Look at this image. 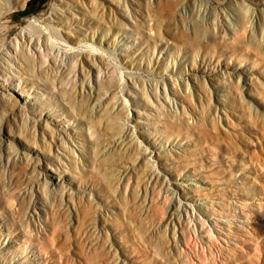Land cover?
Segmentation results:
<instances>
[{
  "label": "rangeland",
  "instance_id": "obj_1",
  "mask_svg": "<svg viewBox=\"0 0 264 264\" xmlns=\"http://www.w3.org/2000/svg\"><path fill=\"white\" fill-rule=\"evenodd\" d=\"M41 1L39 12L22 17L19 9L10 14L6 19L12 17L14 29L8 34L0 28V37L14 38L22 22L57 2L29 0L25 7ZM171 1L170 11L158 8L159 2ZM241 1H122L120 23L111 27L120 43L118 61L111 50L100 95L111 92L132 100L131 124L146 150L138 151L122 132L108 100L95 114L87 111L84 138L78 142L92 145L79 166L82 174L71 170L74 182L96 193L99 203L88 213L83 199L76 211L45 204L46 230H40L54 243L46 246L40 264H114L112 243L127 259L125 264H264V17L248 12ZM245 1L256 5L259 0ZM85 2L92 13L80 12L79 17L95 25L88 30L92 35L106 24L95 16L102 15L99 4ZM161 35L169 44L158 42ZM109 41L114 46L115 38ZM157 42L164 46L165 62L155 60ZM227 70L241 72L240 85L219 78ZM67 73L61 77L65 82ZM177 78L190 86H177ZM163 84L172 91L170 101ZM146 92L153 95L152 102ZM117 130L122 142L114 138ZM147 153L155 158L153 168L144 162ZM8 176L22 188L34 178L31 169ZM54 199L59 198L50 196ZM192 203L207 205L197 235L184 217ZM105 211L110 214L103 217ZM209 218L215 221L212 228ZM21 245L26 252L35 250L28 239L22 238Z\"/></svg>",
  "mask_w": 264,
  "mask_h": 264
},
{
  "label": "bare ground",
  "instance_id": "obj_2",
  "mask_svg": "<svg viewBox=\"0 0 264 264\" xmlns=\"http://www.w3.org/2000/svg\"><path fill=\"white\" fill-rule=\"evenodd\" d=\"M28 1L0 0V28H6L9 34L14 29L10 26L12 17L6 18L25 8ZM85 1L57 0L47 12L22 22L14 38L0 37V264H40V255L48 250V244L54 243L46 232L40 230H46L44 222L48 208L45 204L50 208L62 206L76 211L78 200L83 199L89 205L87 213L91 206H96V193L74 182L75 173L71 170L74 168L77 176L82 174L79 166L92 145L90 141H86L88 145L78 142V137L84 138L81 132L88 122L86 113L89 109L95 114L108 100L122 132L138 151L146 150L131 124L135 116L131 111L132 100L125 95L119 100L118 94L111 92L100 95L107 78V58L111 50L116 55L115 61H118L116 46L120 43H117V34L111 27L120 23L118 13L123 0H94L102 11L101 17L97 13L95 16L103 19L106 25L92 35H88V30L95 25L88 26L87 19L79 17L80 12H91L85 8ZM256 3L251 5L242 0L240 5L248 12H258L264 17V0ZM173 6V1L158 3L163 12L170 11ZM110 38H115L112 47ZM160 41L169 44L162 35ZM158 42L154 44L155 60L159 63L165 59V62L164 46ZM64 70L68 71L66 82L61 78ZM229 70L219 78L240 85L241 72L231 74ZM122 80L125 82L123 75ZM132 83L137 84L135 80ZM175 84L183 87L191 83L177 78ZM128 85L127 81L125 89ZM163 86L166 97L172 100V91L168 85ZM127 91L135 92L121 90L123 94ZM146 94L152 102L153 95L150 92ZM155 102L158 104V99L155 98ZM136 115L139 116L140 112ZM55 118L58 121L54 122ZM120 132L115 131L114 138L122 142ZM144 162L151 168L156 165L151 153H147ZM30 169L33 171V183L25 188L11 182L12 176H8L10 172L21 175ZM50 196L59 199L50 201ZM45 199L50 202L46 203ZM206 206L205 203L186 206L185 222H191L195 235L200 232V219L202 213L206 215ZM188 208L194 211L195 217ZM108 213L105 211L102 216ZM171 219L172 212L169 211L167 225ZM207 222L211 228L215 223L210 218ZM22 238L30 240L35 250L30 253L23 250ZM109 247L114 264H125L127 259L120 256L117 244L112 243ZM36 249L41 253L38 254ZM49 252H52L51 248ZM23 253L27 255L23 256Z\"/></svg>",
  "mask_w": 264,
  "mask_h": 264
},
{
  "label": "trees",
  "instance_id": "obj_3",
  "mask_svg": "<svg viewBox=\"0 0 264 264\" xmlns=\"http://www.w3.org/2000/svg\"><path fill=\"white\" fill-rule=\"evenodd\" d=\"M43 4H44L43 1H41V3L38 5L29 4L24 11L18 12V15L24 17V16H28L32 13L39 12V11H41Z\"/></svg>",
  "mask_w": 264,
  "mask_h": 264
},
{
  "label": "water",
  "instance_id": "obj_4",
  "mask_svg": "<svg viewBox=\"0 0 264 264\" xmlns=\"http://www.w3.org/2000/svg\"><path fill=\"white\" fill-rule=\"evenodd\" d=\"M26 8H27V7H25V8H23V9H21V11H24Z\"/></svg>",
  "mask_w": 264,
  "mask_h": 264
}]
</instances>
